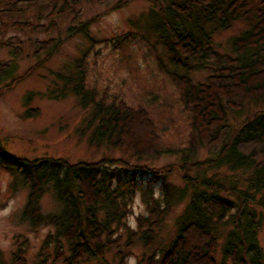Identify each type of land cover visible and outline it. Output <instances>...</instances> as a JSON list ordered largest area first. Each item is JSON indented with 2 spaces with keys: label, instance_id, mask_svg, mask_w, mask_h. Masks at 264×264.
<instances>
[{
  "label": "trees",
  "instance_id": "obj_1",
  "mask_svg": "<svg viewBox=\"0 0 264 264\" xmlns=\"http://www.w3.org/2000/svg\"><path fill=\"white\" fill-rule=\"evenodd\" d=\"M82 1L0 0V14L12 13L13 9L6 6L11 4L16 13L40 10L50 19L48 23L0 21V35L9 26L18 31L54 30L57 27L54 18L66 15ZM149 1L152 6L139 21H143L145 32L166 48L173 67L166 69V73L178 85L180 101L197 134V139L190 141V154L197 145L210 148L217 144V157L204 162L227 164L231 168L250 167L251 190L231 188L234 200L218 192L225 186L221 181L204 175L197 183L193 179L187 183L190 185L188 201L176 217L174 236L158 254H142L135 264H264V243L257 238L264 218V110L246 119L228 141L221 138L227 109L241 112L246 105L264 99V0ZM237 21H243L245 27L230 39L231 53L219 52L210 41L211 33L228 29ZM88 25L87 22L80 28L69 25L66 37H72L79 30L86 32ZM130 39L132 35L127 33L117 39L114 46ZM59 41L54 38L37 40L35 54L45 52L47 57L51 56ZM3 45L13 55L21 50V41L16 36ZM85 56L82 53L70 69L65 66L57 71L53 81L63 83L56 96L64 97L71 92L81 107L88 108L81 133L90 131L88 142L91 145L107 144L137 157H158L161 149L157 146L155 126L147 110L141 106L131 107L121 99L107 101L104 95L99 96L97 90L86 83ZM9 67L8 63H0V80L8 75ZM201 69L210 73L204 82L193 83L190 72ZM49 91L53 94L54 89ZM27 112L36 115L38 110ZM112 165H118L120 173L116 174V183H113ZM0 170L11 177L13 191L15 186L29 187L21 218L34 229L52 227L43 238L34 264L58 261L81 264L89 258L101 263L113 249L117 264H125L141 226L145 228L138 237L148 247L153 242L155 226L174 197V201H181L186 195L184 188L179 192L169 191L164 181L166 176L160 175L162 172L149 173L126 161L69 162L65 158L46 156L21 158L8 154L1 141ZM158 176L163 179L161 203L151 195L152 190L141 189L149 214L138 217V227L132 230L124 221L129 214L128 199L140 188L137 185L150 183ZM49 191L56 209L44 212L39 201ZM153 214L158 217L151 220ZM219 226L227 227L221 243L217 237ZM217 251L220 257L216 256ZM25 253V249L18 247L8 264H26ZM51 256L52 262H49Z\"/></svg>",
  "mask_w": 264,
  "mask_h": 264
},
{
  "label": "rangeland",
  "instance_id": "obj_2",
  "mask_svg": "<svg viewBox=\"0 0 264 264\" xmlns=\"http://www.w3.org/2000/svg\"><path fill=\"white\" fill-rule=\"evenodd\" d=\"M6 6L13 9V12L0 14V21L8 24L26 20L34 23L50 21L40 10L16 13L13 5ZM151 6L152 2L149 0H84L66 15L54 18L57 24L54 30L18 31L9 26L0 35V63L10 65L8 75L0 80V141L8 154L29 159L41 156L60 157L69 162L121 160L130 165H138L149 173L162 172L160 175L166 176L164 181L167 182L169 191L179 192L180 189H185V197L181 201H174V197L168 211L155 226V236L148 247L138 237L145 228L141 226L139 234L133 239L132 247L127 249L130 252L127 258L135 257V263L142 254H158L174 236L176 217L182 213L188 201L190 185L187 183H191L193 179L197 183V179L204 175L221 181L225 186L218 192L234 200L231 188L251 190L248 181L252 170L250 167L231 168L227 164L204 162L217 157V144H212L210 148L197 145L196 150L190 154V141L192 138L197 139V134L180 101L178 85L166 73V69L173 68L167 58L166 48L145 32L143 21H139ZM86 22L89 23L86 32L79 30L72 37H66V27L75 25L80 28ZM244 27L243 21H237L228 29L211 33L210 41L219 52L231 53L230 39ZM127 33L132 35V39L114 46V42ZM12 36L21 41L18 55H13L3 45ZM50 38L60 40L51 56L47 57L45 52L35 54L36 41ZM82 53L86 55V83L89 87H94L99 96L104 95L107 101L121 99L131 107L141 106L147 110L155 126L157 146L161 149L158 157H137L111 145L89 144L90 131L81 133L83 119L89 113L88 108L81 107L77 97L71 92L64 97L56 96L63 83L53 82L54 74L65 66L70 69ZM209 73V70H195L190 72L189 77L193 83L204 82ZM50 89H54L53 94ZM29 109H37L38 113L28 114ZM260 110H264V99L246 105L241 112L227 109L221 138L228 141L234 130ZM117 166H111L113 183L117 182ZM121 176L124 175L121 173ZM10 180L9 174L0 170V213H4L11 205L9 212L0 215V264H8L18 247L25 249L26 264H34L43 238L52 227L40 226L34 229L21 218L29 187L15 186L13 191ZM162 181L158 176L150 183H138L140 188L137 189L153 192V187L158 185L162 193ZM132 198L128 199L129 213ZM39 204L44 212L56 209L50 191L42 195ZM157 217L153 214L151 220ZM226 229V226L218 227L219 243L222 242ZM126 238L127 233L123 234V241ZM257 238L261 244L264 243V218ZM216 256L220 257L219 251ZM105 257L101 263L89 258L81 264L118 263L114 249ZM51 259L52 256L49 262H52ZM53 264L63 263L58 261Z\"/></svg>",
  "mask_w": 264,
  "mask_h": 264
},
{
  "label": "clouds",
  "instance_id": "obj_3",
  "mask_svg": "<svg viewBox=\"0 0 264 264\" xmlns=\"http://www.w3.org/2000/svg\"><path fill=\"white\" fill-rule=\"evenodd\" d=\"M152 195L156 199H159L161 197V191L158 185L153 187ZM129 207L131 211L127 216L124 217V221L128 224V226L132 230H136L138 227V223H137L138 217H140L141 215L146 217L149 214L146 205L143 202L141 191L137 190V192L132 198L131 203L129 204ZM10 209H11V205L9 206L8 209L4 210V213H0V215L9 212ZM125 264H135V257L126 258Z\"/></svg>",
  "mask_w": 264,
  "mask_h": 264
}]
</instances>
